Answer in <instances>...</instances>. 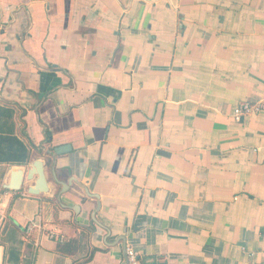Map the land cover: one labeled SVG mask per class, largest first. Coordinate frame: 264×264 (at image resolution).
<instances>
[{
  "label": "crops",
  "instance_id": "obj_1",
  "mask_svg": "<svg viewBox=\"0 0 264 264\" xmlns=\"http://www.w3.org/2000/svg\"><path fill=\"white\" fill-rule=\"evenodd\" d=\"M260 100L264 0H0V264L260 260Z\"/></svg>",
  "mask_w": 264,
  "mask_h": 264
},
{
  "label": "water",
  "instance_id": "obj_2",
  "mask_svg": "<svg viewBox=\"0 0 264 264\" xmlns=\"http://www.w3.org/2000/svg\"><path fill=\"white\" fill-rule=\"evenodd\" d=\"M69 150L68 147H57L54 149V154L56 156H60L65 154ZM13 175V183L4 185L7 190L10 191H19L22 187V183L25 181H33V178L36 177L35 184L32 188H28V194L30 195H38L39 193L47 192V184L46 178L43 172V162L40 160H33L31 161L27 170L25 167L22 170H16L12 172Z\"/></svg>",
  "mask_w": 264,
  "mask_h": 264
},
{
  "label": "built area",
  "instance_id": "obj_3",
  "mask_svg": "<svg viewBox=\"0 0 264 264\" xmlns=\"http://www.w3.org/2000/svg\"><path fill=\"white\" fill-rule=\"evenodd\" d=\"M262 109H264V100H260L255 103L245 102L240 104L233 110L232 117L235 121H240L242 117L251 114H257ZM57 236L58 235H56L55 233L49 234V238L52 240H55ZM59 240L63 241L62 239ZM125 255H126L127 264H140V256L138 252H136L131 247H127L125 249ZM249 256L254 257V254H250ZM251 264H264V253L261 254L260 260H255Z\"/></svg>",
  "mask_w": 264,
  "mask_h": 264
},
{
  "label": "trees",
  "instance_id": "obj_4",
  "mask_svg": "<svg viewBox=\"0 0 264 264\" xmlns=\"http://www.w3.org/2000/svg\"><path fill=\"white\" fill-rule=\"evenodd\" d=\"M15 143L18 146L17 153L14 155V163L23 165L27 163V160L29 159L28 153L23 149V147L15 141Z\"/></svg>",
  "mask_w": 264,
  "mask_h": 264
}]
</instances>
